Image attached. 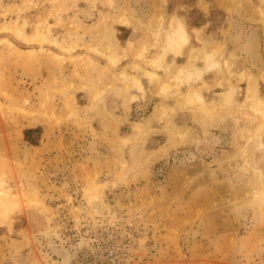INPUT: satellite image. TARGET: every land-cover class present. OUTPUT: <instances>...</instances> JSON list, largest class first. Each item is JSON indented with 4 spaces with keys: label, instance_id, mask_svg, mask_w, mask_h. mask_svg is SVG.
<instances>
[{
    "label": "rangeland",
    "instance_id": "rangeland-1",
    "mask_svg": "<svg viewBox=\"0 0 264 264\" xmlns=\"http://www.w3.org/2000/svg\"><path fill=\"white\" fill-rule=\"evenodd\" d=\"M85 6H167L173 15L167 24L158 17L150 40L129 45L131 64L109 70L120 58L112 65L85 43ZM181 6L253 9L211 10L208 31L217 46L193 49L190 42L187 61L175 65L168 56L188 44L186 34L185 43L178 40L175 15L190 23L202 19ZM136 14L144 18L145 11ZM247 37L252 57L240 53L242 63L230 52L244 49ZM94 45L114 54L121 47L108 38ZM203 50L218 62L216 89L201 78L212 69ZM235 61L242 63L238 71ZM263 63L264 0H0V180L19 197L0 222V264H77L91 253L98 264L111 256L120 264H264V118L246 99L250 77L264 99ZM177 67L185 76L174 82ZM117 69L141 84L119 80V72H110ZM141 76L156 84V95H130L145 92ZM166 83L183 94L199 89L201 106L184 107L205 122H183L171 107L156 105L173 97L183 107L178 94L162 90ZM114 89L133 100L132 124L103 117L101 105L87 106ZM225 92L228 101L219 107ZM37 128L32 145L24 132Z\"/></svg>",
    "mask_w": 264,
    "mask_h": 264
},
{
    "label": "crops",
    "instance_id": "crops-1",
    "mask_svg": "<svg viewBox=\"0 0 264 264\" xmlns=\"http://www.w3.org/2000/svg\"><path fill=\"white\" fill-rule=\"evenodd\" d=\"M101 1V0H100ZM107 1V0H104ZM113 1V0H112ZM185 8L190 9H196L199 11V13L202 15V19H198L197 22L190 23L189 21L183 19H178L179 17L175 15L177 18L173 20L174 23H176L177 26L181 28V32L185 33L188 36V44L183 48L181 51V54L178 55H169L168 58H170L171 61H174L175 65L183 64L187 61L188 51L191 46L190 42H193L194 45H192L193 49L198 48L200 49L205 42H210L212 49L213 46H217L218 40L215 39V35L210 33L208 31L209 27H211L210 19H208V16L211 13V10L217 9L227 15H235L236 13H242L243 11H248L250 9H253V6H181V10H184ZM244 8V10H243ZM78 9V6H77ZM145 11V14L143 15L144 18H140L141 16H138L136 13L137 11ZM86 15L84 20L81 22V25L84 26V37L87 42H93L97 44V46H103L105 39L108 38V40L114 42L115 44L120 45L119 49V64L117 66H111L108 65L109 70H115L116 67L122 66V64H125L129 61L131 62V58L133 57L134 53V47L137 46L140 42L146 41L147 39L150 40V33L154 30L156 26H159L158 17L160 15H164L165 19L164 22L167 24L169 22V18L173 14H169L167 12V6H146L143 10L139 6H85L84 9H82ZM147 11V13H146ZM122 21V22H121ZM125 21V22H124ZM173 25V26H176ZM176 26V27H177ZM175 27V28H176ZM244 41L247 42L246 46H244V49L238 48L240 51H232L230 52L232 56L234 57H240V60L243 62L245 60L244 56H251V49L248 47V44L251 41V37H247V39ZM203 42V43H202ZM129 45L133 46L129 47ZM105 48V47H104ZM244 50V51H243ZM242 53V54H240ZM131 55V56H130ZM99 56H93V58L98 59ZM218 58L217 56H215ZM226 58V57H225ZM183 59V63H179L180 60ZM99 60V59H98ZM102 61V60H101ZM240 61V62H241ZM246 61V60H245ZM238 61H235L234 68L232 70H237L239 66L237 64H241ZM107 65V63L103 62ZM131 64V63H130ZM130 64H127L130 66ZM105 65V66H106ZM245 65V64H243ZM198 68H203L204 65H198ZM120 68V67H119ZM107 69V68H106ZM119 71H110L111 73L120 72L121 69H117ZM124 70L128 71L126 68ZM158 76L160 74L158 73ZM248 73V72H246ZM217 74V70L214 68L208 69L203 71L202 73V80L205 82V84L208 86L209 89H216V87L213 85L215 81V77ZM141 82L143 84L144 93H141L137 89L130 90V95H135L137 99H142L145 97H149V93H151L153 96L157 93V86L155 83H152V85L149 84L147 78H143L141 76ZM210 80V81H209ZM192 80L190 83L193 84L194 87L199 86V83L193 82ZM226 83V82H224ZM109 84V83H107ZM258 81V85H259ZM148 87V88H146ZM187 87V85H185ZM185 87H183L182 90H185ZM118 89H121L120 86L117 87ZM96 89V88H95ZM215 91V90H214ZM120 94L117 95L116 89L112 90L111 92L107 93L105 95V99L101 102H97L94 105L91 102V99H89V103L87 106L92 107H98L101 105L102 114L103 117L105 115L108 116L110 121L115 123H123V124H132L130 119L131 110L133 109V100L131 99H125L122 92H119ZM92 96V95H91ZM158 97V96H157ZM90 98V95H87V99ZM88 102V101H87ZM161 103L166 104L167 106L171 107V109L174 110L173 115H179L182 116L183 119L186 121L183 122H189L192 119H195L199 122H205L202 119H200L193 108L188 107H182L176 105L175 99L172 97L171 99H167L164 101H159L156 105H159ZM192 111V112H191ZM192 113V117L191 114ZM94 115V114H93ZM92 120L96 122H101V117L99 116H93ZM188 115V116H187ZM186 116L188 118H186ZM190 117V118H189ZM190 119V120H189ZM157 120V119H156ZM172 122H176L174 119L171 120ZM122 125V124H121ZM102 131L99 132L100 135Z\"/></svg>",
    "mask_w": 264,
    "mask_h": 264
},
{
    "label": "bare ground",
    "instance_id": "bare-ground-1",
    "mask_svg": "<svg viewBox=\"0 0 264 264\" xmlns=\"http://www.w3.org/2000/svg\"><path fill=\"white\" fill-rule=\"evenodd\" d=\"M174 17V16H173ZM176 17V16H175ZM162 18V17H161ZM175 19V18H174ZM176 27V26H175ZM161 30V29H160ZM177 30V29H176ZM175 30V31H176ZM19 31V30H18ZM170 33V32H169ZM168 33V34H169ZM180 33V32H179ZM158 35V34H157ZM175 35V34H174ZM24 36H26V35H24V33H22L21 35H18V37L19 38H24L25 40L28 38V36H26V37H24ZM169 36V35H168ZM181 36L182 37H180L178 40H180L181 41V43H185L186 42V39L184 38V36H185V33H181ZM156 37V36H155ZM188 37V36H187ZM31 39V38H30ZM157 39V38H156ZM4 40V39H3ZM257 40V39H256ZM84 41V40H83ZM171 42V41H170ZM85 43L86 44H88V47H93V49H94V51H96L95 49H97V52H101L105 57H107L108 59H109V61L111 62V64L112 65H115L116 63H117V60H118V53L117 52H115V54H114V52H113V49H112V52H111V50L109 49V48H107V47H105V48H100V47H96V48H94V43L92 44V42H87L86 40H85ZM157 43V42H156ZM8 44H10V42L8 43ZM90 44H92V45H90ZM145 44V43H144ZM162 45V44H161ZM169 45V44H168ZM255 46H256V44H255ZM166 47V46H165ZM183 48V47H182ZM256 48V47H255ZM254 48V49H255ZM166 49V48H165ZM169 49V48H168ZM106 51V52H105ZM146 51V50H145ZM169 51H170V49H169ZM222 52V51H221ZM112 53H113V55H112ZM139 53V55L140 56H142V53H143V48H140V51L138 52ZM166 53V52H165ZM144 55V54H143ZM165 55V54H164ZM203 55H204V59L206 60V66H207V68H215V67H217V65H218V62L217 61H214L213 59H212V56L210 55V54H208L207 53V51H204L203 50ZM221 55V54H220ZM253 55H254V57H256V54H255V52H253ZM136 56V55H135ZM134 56V57H135ZM139 59V58H138ZM222 60V59H221ZM142 62H143V60H141ZM168 61V60H167ZM110 62H109V64H110ZM191 64V63H190ZM264 64V63H263ZM195 66V65H194ZM138 67V66H137ZM179 67H181V66H179ZM179 67H177L175 70V72H174V74L171 76L172 77V80H174V82H179L180 80H181V76H185V74L183 73L184 71H183V69H179ZM182 68H185V67H182ZM138 70H136V71H140L139 72V74L140 75H148L150 78H152V77H155L156 75L154 74V72H149L148 71V73L146 72V71H144V70H139L140 68H137ZM153 69V68H152ZM173 69V68H172ZM218 69V68H217ZM216 69V70H217ZM126 73V72H125ZM123 71H120L119 73H118V75H117V78L120 80V79H122V80H124L125 81V83H126V80L127 79H131L133 82H135V83H137V85H140L141 83H140V79H139V77H133V76H130V75H128V74H125ZM179 73H182V74H180L179 75ZM244 73V72H243ZM189 75H191L190 77L191 78H194V72H189L188 73ZM244 76V75H243ZM242 76V77H243ZM148 77V78H149ZM236 77V76H235ZM241 77V78H242ZM250 76H248V78H249ZM157 78V77H156ZM190 78V79H191ZM247 78V79H248ZM250 80H249V84H248V88H247V94H246V99L249 101V103H248V105H247V107L248 108H252V109H254V107L256 108L255 110L257 111V112H259L262 116H263V118H264V99L263 98H261V97H258L257 96V93H256V90H255V86L253 85L254 83V81L252 80V78L250 77L249 78ZM157 80V79H156ZM164 80V79H163ZM127 81H129V80H127ZM150 81V80H149ZM132 83V82H131ZM160 83H162V82H160ZM133 84V83H132ZM178 84V83H177ZM229 87H230V85H229ZM141 88H142V86H141ZM162 90H165V91H167V93L168 94H170V95H174L175 93L176 94H178V100H177V102H179L181 105H183V107L184 106H192V107H194L195 105L197 106V105H199V107L201 106V104H202V95H201V92H200V90L199 89H197V88H194V87H191V89L189 90V92L188 93H186V94H183V93H180L179 91L177 92L175 89H173L174 87H171L170 85H168L167 83L166 84H164V85H162ZM158 89H159V87H158ZM139 90V89H138ZM228 90H230V89H228ZM142 91V90H141ZM231 91V90H230ZM166 94V93H165ZM228 94L229 93H223L222 95V98H223V102L221 103V102H219V104H218V106L219 107H224L223 105H225V102H227L228 100H227V98H228ZM129 96V95H128ZM216 106V105H215ZM160 109V106L159 107H156L155 108V115H156V113L158 112V110ZM160 117V116H159ZM214 117V116H213ZM162 118V117H161ZM136 126H137V124H136ZM135 127V126H134ZM144 129H145V127H144ZM175 130V129H174ZM185 132V131H184ZM186 132H188V131H186ZM142 133V132H141ZM179 133V132H178ZM144 135V134H143ZM135 136H137L136 134H135ZM144 137V136H143ZM138 138H140V136H138ZM133 139V138H132ZM137 139V138H136ZM183 139V138H182ZM134 140H135V137H134ZM133 151V150H132ZM132 153V152H131ZM133 155H135L134 154V152L132 153ZM131 160V159H130ZM129 162V161H128ZM129 167V166H128ZM87 192V191H86ZM14 205H17V206H19V197L16 195V194H13V193H11L10 192V190L6 187V186H4V183H3V181L2 180H0V222L1 221H3V220H5L6 218H7V216L9 215V212H10V209H13L14 207L16 208V206H14ZM99 210V209H98ZM97 210V211H98ZM99 212V211H98ZM9 218V217H8ZM79 249V248H78ZM74 255V254H73ZM63 257H64V259L65 260H70L71 258H72V254L70 255V254H67V253H63V255H62Z\"/></svg>",
    "mask_w": 264,
    "mask_h": 264
},
{
    "label": "built area",
    "instance_id": "built-area-1",
    "mask_svg": "<svg viewBox=\"0 0 264 264\" xmlns=\"http://www.w3.org/2000/svg\"><path fill=\"white\" fill-rule=\"evenodd\" d=\"M93 249L95 251V248ZM107 249L110 252H112L109 246ZM96 258H97L96 255H93V253H91L89 256H86V257L83 256L81 261L77 264H98L96 261ZM100 264H120V262L116 256H111L109 259L105 260V263H100Z\"/></svg>",
    "mask_w": 264,
    "mask_h": 264
},
{
    "label": "trees",
    "instance_id": "trees-1",
    "mask_svg": "<svg viewBox=\"0 0 264 264\" xmlns=\"http://www.w3.org/2000/svg\"><path fill=\"white\" fill-rule=\"evenodd\" d=\"M40 128H37V129H30V130H27V131H25L24 132V137H25V140L27 141V142H29L30 144H32V145H36L37 144V140H35V139H33L32 138V135L33 134H36V135H40ZM40 136H38V138H39Z\"/></svg>",
    "mask_w": 264,
    "mask_h": 264
}]
</instances>
